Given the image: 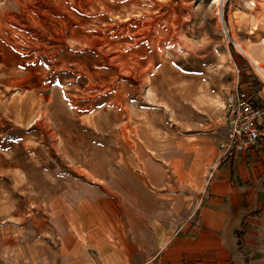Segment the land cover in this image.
<instances>
[{"label":"rangeland","instance_id":"obj_1","mask_svg":"<svg viewBox=\"0 0 264 264\" xmlns=\"http://www.w3.org/2000/svg\"><path fill=\"white\" fill-rule=\"evenodd\" d=\"M123 1L0 0V264L151 255L241 67L264 83L233 40L264 47V0Z\"/></svg>","mask_w":264,"mask_h":264},{"label":"crops","instance_id":"obj_2","mask_svg":"<svg viewBox=\"0 0 264 264\" xmlns=\"http://www.w3.org/2000/svg\"><path fill=\"white\" fill-rule=\"evenodd\" d=\"M251 53L261 59L264 47ZM241 72L242 89L260 88L264 110V83L257 76L250 79L244 67ZM197 160L202 169L198 182L183 198L178 224L161 234L153 253L115 251L106 239L100 264H264V138L231 158H224L218 145L201 146ZM73 258L66 264H78Z\"/></svg>","mask_w":264,"mask_h":264},{"label":"built area","instance_id":"obj_3","mask_svg":"<svg viewBox=\"0 0 264 264\" xmlns=\"http://www.w3.org/2000/svg\"><path fill=\"white\" fill-rule=\"evenodd\" d=\"M250 91L237 88L228 101L229 133L220 142L224 158H231L253 149L264 138V110L254 102Z\"/></svg>","mask_w":264,"mask_h":264},{"label":"bare ground","instance_id":"obj_4","mask_svg":"<svg viewBox=\"0 0 264 264\" xmlns=\"http://www.w3.org/2000/svg\"><path fill=\"white\" fill-rule=\"evenodd\" d=\"M129 1H132V0H125V2H124V8H126L127 10L126 11H128L129 9H132L133 7H136V6H133L134 5V3H133V5L131 4V6L130 7H132V8H130L129 7ZM220 2H222V3H224L223 2V0H219ZM146 3V2H145ZM119 4H121V3H119ZM129 4V5H128ZM123 5V4H122ZM223 5V4H222ZM101 6V5H100ZM121 6V5H120ZM80 7V6H79ZM118 7V6H117ZM119 8V7H118ZM88 9V8H87ZM107 10H109V8H107ZM112 10V9H111ZM120 10H123V8L121 9L120 8ZM125 10V9H124ZM84 11V10H83ZM132 11V10H131ZM222 11V10H221ZM119 12V11H118ZM129 13V12H128ZM131 13V12H130ZM141 13V12H140ZM103 14V13H102ZM126 15V14H125ZM129 15H131V14H129ZM132 16V15H131ZM130 16V17H131ZM140 16V15H139ZM145 16V15H144ZM90 17V16H89ZM98 17V16H97ZM127 17V16H126ZM134 18V17H133ZM159 18V17H158ZM31 19V18H30ZM74 20V19H73ZM128 20H130V18L128 19ZM21 21V20H20ZM167 21V20H166ZM38 24H39V22H38ZM74 24V23H73ZM29 25V24H28ZM27 25V26H28ZM78 25H79V23H78ZM154 25V24H153ZM31 26V25H30ZM90 26V25H89ZM146 26V25H145ZM144 27V26H143ZM72 28V27H71ZM80 28V27H79ZM147 28V27H146ZM48 29V28H47ZM58 30V29H57ZM71 30V29H70ZM149 30H151V29H149ZM148 30V31H149ZM144 30H142L139 34H138V38H139V40L140 41H143V40H146L145 39V37H144V32H143ZM51 32V31H50ZM56 32V31H55ZM65 32V31H64ZM75 32V31H74ZM63 33V32H62ZM67 33V32H66ZM72 33V32H71ZM153 33V32H152ZM150 34V33H149ZM16 35V34H15ZM14 35V36H15ZM25 35V34H24ZM75 35H76V33H75ZM37 36V35H36ZM82 36V35H81ZM127 36V35H126ZM73 37V36H72ZM82 37H84V36H82ZM23 39V38H22ZM60 39H61V37H60ZM149 39V38H148ZM56 40H57V38H56ZM63 40H64V38H63ZM103 40V39H102ZM108 40V39H107ZM153 40V39H152ZM233 40L235 41V43H236V45L239 47V49L241 50V51H243L248 57H249V59L253 62V64L255 65V67L257 68V70L259 71V73L264 77V57L263 58H261V59H259V58H256V57H254L253 56V54L250 52V51H248L247 49H246V47H244L241 43H239L234 37H233ZM139 41V42H140ZM101 42V41H100ZM154 42V41H153ZM44 43V42H43ZM84 43V42H83ZM63 44V43H62ZM87 44V43H86ZM85 44V45H86ZM102 44V43H101ZM104 44H105V42H104ZM106 45H109V44H106ZM109 47V46H108ZM40 48V47H39ZM141 48V47H140ZM77 49V48H76ZM104 49V48H103ZM111 50V49H110ZM39 52V51H38ZM41 53V52H40ZM43 53V52H42ZM142 54V53H141ZM82 56V55H81ZM118 59V58H117ZM76 60V59H75ZM34 61H36V60H34ZM123 61V60H122ZM109 65V64H108ZM60 67H62V66H60ZM65 68V67H64ZM89 71V70H88ZM104 71V70H103ZM89 73V72H88ZM94 77V76H93ZM101 85V84H100ZM108 85H110V84H108Z\"/></svg>","mask_w":264,"mask_h":264},{"label":"trees","instance_id":"obj_5","mask_svg":"<svg viewBox=\"0 0 264 264\" xmlns=\"http://www.w3.org/2000/svg\"><path fill=\"white\" fill-rule=\"evenodd\" d=\"M240 57H242V56L240 55ZM239 88H241V87H239ZM259 90H260V88L257 87V88L255 89V91L252 92V95H253L254 98H256V99L254 100V102H255L258 106H260V107L263 108V106H262V104H261V102H260L259 96H258V91H259Z\"/></svg>","mask_w":264,"mask_h":264}]
</instances>
